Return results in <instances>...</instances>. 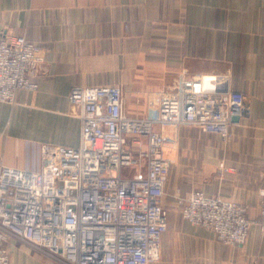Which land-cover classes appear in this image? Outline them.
<instances>
[{"label": "crops", "instance_id": "obj_1", "mask_svg": "<svg viewBox=\"0 0 264 264\" xmlns=\"http://www.w3.org/2000/svg\"><path fill=\"white\" fill-rule=\"evenodd\" d=\"M1 34L25 36L46 62L36 91H19L15 104L0 102V169L39 171L43 145L79 146L81 110L69 100L76 86L121 87L133 118L145 117L149 95L173 88L180 76H217L224 89L247 95L251 115L227 140L186 126L178 144L165 148L171 168L164 201L171 233L182 240L163 238L155 264H264L259 227L244 245L229 247L186 221L177 203L202 190L259 217L264 0H0ZM10 246L13 264H59Z\"/></svg>", "mask_w": 264, "mask_h": 264}, {"label": "built area", "instance_id": "obj_2", "mask_svg": "<svg viewBox=\"0 0 264 264\" xmlns=\"http://www.w3.org/2000/svg\"><path fill=\"white\" fill-rule=\"evenodd\" d=\"M45 62L43 49L25 36L1 34L0 102L36 91ZM217 79L180 76L173 88L149 95L142 118L125 113L117 85L74 87L79 146L43 145L39 171L0 169V264H13L11 241L59 264L159 262L169 224L165 148L178 144L186 126L227 140L251 115L250 98ZM260 180L255 223L243 204L202 190L178 197L181 215L226 245H244L253 226L264 236V172Z\"/></svg>", "mask_w": 264, "mask_h": 264}, {"label": "rangeland", "instance_id": "obj_3", "mask_svg": "<svg viewBox=\"0 0 264 264\" xmlns=\"http://www.w3.org/2000/svg\"><path fill=\"white\" fill-rule=\"evenodd\" d=\"M180 140V139H179ZM177 203H178V201H177ZM179 206V205H178ZM247 211H248V209H247ZM169 212V211H168ZM251 220V219H250ZM251 221H253L254 223L256 222V219L255 220H251ZM170 224H171V217L169 216V230L167 231V233L165 234V236L163 237V238H165V240L164 241H172V240H178V241H180V240H182V238L180 237V234H181V232H175L174 234H172L171 233V229H170ZM196 227H200V226H196ZM201 228H203V227H201ZM205 230H207L208 232H210V233H212L210 230H208V229H206V228H204ZM12 243H14V245H16V246H18V247H20L21 249H23L26 253H28V254H30L31 256H36V257H41V258H44V259H49L50 257L48 256V255H46L45 254V252H42V251H39V250H35V249H33V248H30V247H28V246H25V245H23V243L22 242H20V241H11L10 242V245L12 244ZM9 245V248L11 247ZM226 245V244H225ZM226 246H229V245H226ZM229 247H231V246H229ZM11 254H12V260H13V251H12V247H11Z\"/></svg>", "mask_w": 264, "mask_h": 264}, {"label": "clouds", "instance_id": "obj_4", "mask_svg": "<svg viewBox=\"0 0 264 264\" xmlns=\"http://www.w3.org/2000/svg\"><path fill=\"white\" fill-rule=\"evenodd\" d=\"M209 86V84L207 83V81H206V83H205V87H208Z\"/></svg>", "mask_w": 264, "mask_h": 264}]
</instances>
